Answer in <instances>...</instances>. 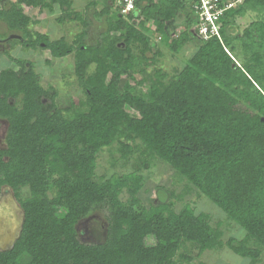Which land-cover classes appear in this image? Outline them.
<instances>
[{
  "label": "trees",
  "instance_id": "obj_1",
  "mask_svg": "<svg viewBox=\"0 0 264 264\" xmlns=\"http://www.w3.org/2000/svg\"><path fill=\"white\" fill-rule=\"evenodd\" d=\"M219 17L218 34L200 39L194 29L199 0H136L130 14L116 0H89L105 29L87 42L90 20L74 0H0V49L16 67L0 68V119L7 122L0 147V192L9 188L23 211L19 236L0 250V264H189L186 244L202 252L228 247L259 261L264 252V0H233ZM224 0L220 1L222 4ZM23 7L59 11L58 22L78 21L83 30L69 42L30 31ZM254 19L241 30L237 19ZM180 27L173 35V26ZM241 31V32H240ZM11 34L20 38H9ZM177 52L195 46L181 69L154 68L151 37ZM16 45L73 54L84 93L78 106L59 107L54 87H43L28 59L10 55ZM134 47L140 67L134 68ZM141 77L135 80L133 72ZM126 78L122 82V77ZM135 144V145H133ZM141 144L143 147H140ZM116 145L121 158L142 148L167 163L198 193L243 230L222 239L210 214L166 198L144 204L141 167L97 178V156ZM28 195L22 196V189ZM125 191L127 198L120 195ZM160 196V195H159ZM102 215V240L80 235L79 224ZM154 243H145L146 237ZM195 264H205L198 261Z\"/></svg>",
  "mask_w": 264,
  "mask_h": 264
},
{
  "label": "rangeland",
  "instance_id": "obj_2",
  "mask_svg": "<svg viewBox=\"0 0 264 264\" xmlns=\"http://www.w3.org/2000/svg\"><path fill=\"white\" fill-rule=\"evenodd\" d=\"M88 1L89 0H74L73 9L85 12L86 16L89 18L90 25L86 28V38L88 43H93L98 39L100 33L104 31L105 23L102 19L94 18L92 7H86ZM102 1L103 0H98L96 6L97 10L102 8ZM187 1L189 2L190 0ZM23 11L36 20L35 23L29 25L30 31L46 33L51 40L64 37L67 41L71 42L76 34L83 30V26L78 21L58 22L56 18L60 15L59 11L47 12L46 10L39 11L37 8L29 9L26 7H23ZM253 19L254 14L248 11L243 17L237 19L236 26L241 30ZM180 30L181 28L175 25L173 26L172 34L175 35L179 33ZM151 42L153 49L152 54H149V56L154 55L156 62L154 65L149 64L147 66L146 73L149 76L152 75L154 68L157 67L161 68L168 75H172L182 68L184 62L195 48L193 43H189L177 52H173L169 49L168 45L160 42L157 37H151ZM8 47L9 45L0 42L1 50L7 49ZM134 50L136 59H133L132 62L135 65L134 68L138 69L140 67L138 61L141 60V56L138 48L134 47ZM10 55L28 59L34 64L36 72L40 74L41 85L43 87L52 86L58 92L56 100L59 107H70L71 104H73V106H78L79 103L84 100L83 90L78 85L74 73V59L72 53L62 58H53L49 50L23 48L20 45H16L14 48L10 49ZM8 66L15 67L7 57L2 56L0 68ZM135 72L136 71L133 72V75L135 80H137L141 75ZM125 78L126 76L122 77V82ZM6 127L7 122L4 119H0V147H4ZM139 146L143 147L141 144H139ZM141 149L142 148H134V152L128 158L124 159L120 157L116 145L104 148L97 156L95 169L96 177H107L113 173L121 174L131 171L135 166L141 167V162L145 158V153L143 152L142 154ZM140 173L144 177V184L140 191V198L144 204L147 205L150 200L156 202L157 197L160 199L166 198V201L171 202V208L178 210L185 203H189L196 213L203 211L210 214V223L212 225L219 224L223 232V240L231 235L237 238L244 235V230L236 222L228 220L226 213L221 208L203 194L198 193L162 160L152 158L147 168L141 167ZM21 194L22 196L28 195V190L25 188L22 189ZM120 197L122 200H125L127 198L126 192L123 191ZM0 203L2 206L6 207V210H1L4 215L2 213L0 215V227L2 228L3 225L6 224V221H12L15 226L17 220L21 217V212L10 189L5 188L0 192ZM87 225L86 230L88 231L85 235H88L91 241L102 240V215H96V218L89 221ZM11 228V226L5 228V234H7L8 237L12 233L10 231ZM80 228L81 226H79V231L81 230ZM85 235L81 236L85 237ZM145 243L152 245L154 243V238L151 236L146 237ZM180 251L192 255V260L189 264H195L198 261H202L205 264H249L248 259L235 254L226 246H223L221 249L206 250L202 252L199 257H196L197 249L190 244L183 246ZM255 264H264V252L261 253L259 261Z\"/></svg>",
  "mask_w": 264,
  "mask_h": 264
},
{
  "label": "built area",
  "instance_id": "obj_3",
  "mask_svg": "<svg viewBox=\"0 0 264 264\" xmlns=\"http://www.w3.org/2000/svg\"><path fill=\"white\" fill-rule=\"evenodd\" d=\"M136 0H116V4L120 9V12L124 15L130 14L135 10ZM221 0H199L193 7L197 14V23L194 26L196 35L200 39H207L209 36L218 34L219 29V17L222 12L230 7H233L235 1L224 0L220 4Z\"/></svg>",
  "mask_w": 264,
  "mask_h": 264
},
{
  "label": "water",
  "instance_id": "obj_4",
  "mask_svg": "<svg viewBox=\"0 0 264 264\" xmlns=\"http://www.w3.org/2000/svg\"><path fill=\"white\" fill-rule=\"evenodd\" d=\"M9 38H20V37L17 36V35L11 34L9 36ZM7 189H9V188H7ZM5 209H6V207L2 206L1 203H0V215H1V213L3 214V212H1V210H5ZM19 209H20V212H21V217L16 222L15 226H14L12 221L11 222L6 221V224L3 225L2 228L0 227V246H2L3 249H6V247L4 246V243H6V242H8V244L10 243L11 247H12L15 239L19 236V233H20V230H21V227H22V223H23V211H22L21 207H19ZM8 226L12 227L11 230H10L12 233L10 234L9 237L7 236V234H5V228H7Z\"/></svg>",
  "mask_w": 264,
  "mask_h": 264
},
{
  "label": "flooded vegetation",
  "instance_id": "obj_5",
  "mask_svg": "<svg viewBox=\"0 0 264 264\" xmlns=\"http://www.w3.org/2000/svg\"><path fill=\"white\" fill-rule=\"evenodd\" d=\"M2 192V191H1ZM17 202V201H16ZM18 206H19V204H18ZM20 207V206H19ZM6 210V209H5ZM18 221V220H17ZM88 220H85V221H83V222H81L80 224H79V226H81V230H80V235H85V233L88 231V230H86V228H87V224H88ZM84 239H89V236L88 235H85V237H84ZM4 246L6 247V249H3V247L2 246H0V250H2V251H4V250H7V249H9V248H11V244L9 243L8 244V242H6V243H4Z\"/></svg>",
  "mask_w": 264,
  "mask_h": 264
}]
</instances>
